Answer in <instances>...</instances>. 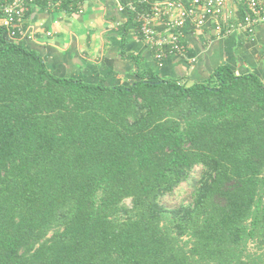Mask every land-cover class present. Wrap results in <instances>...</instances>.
I'll list each match as a JSON object with an SVG mask.
<instances>
[{"label":"trees","instance_id":"1","mask_svg":"<svg viewBox=\"0 0 264 264\" xmlns=\"http://www.w3.org/2000/svg\"><path fill=\"white\" fill-rule=\"evenodd\" d=\"M135 75L56 76L0 26V264H264V81Z\"/></svg>","mask_w":264,"mask_h":264},{"label":"crops","instance_id":"2","mask_svg":"<svg viewBox=\"0 0 264 264\" xmlns=\"http://www.w3.org/2000/svg\"><path fill=\"white\" fill-rule=\"evenodd\" d=\"M62 1L56 8L42 1L30 4L22 22L24 36L16 41L36 52L56 76L129 85L136 71L146 70L191 84L227 65L236 74L252 72L264 81V24L252 34L223 36L209 26L187 27L185 51L158 62L141 39L138 22L127 21L128 12L119 10V0Z\"/></svg>","mask_w":264,"mask_h":264},{"label":"built area","instance_id":"3","mask_svg":"<svg viewBox=\"0 0 264 264\" xmlns=\"http://www.w3.org/2000/svg\"><path fill=\"white\" fill-rule=\"evenodd\" d=\"M38 1L53 8L62 3V0L0 1V26L9 39L17 41L24 36V14L30 4ZM118 8L135 13L141 39L158 62L171 53L185 51L187 27L201 30L209 26L216 35L223 36L234 31L252 34L264 24V0H128L125 4L118 1Z\"/></svg>","mask_w":264,"mask_h":264},{"label":"rangeland","instance_id":"4","mask_svg":"<svg viewBox=\"0 0 264 264\" xmlns=\"http://www.w3.org/2000/svg\"><path fill=\"white\" fill-rule=\"evenodd\" d=\"M189 201V189L186 184L178 186L170 195H166L162 202L168 208L174 207L180 203H187Z\"/></svg>","mask_w":264,"mask_h":264}]
</instances>
